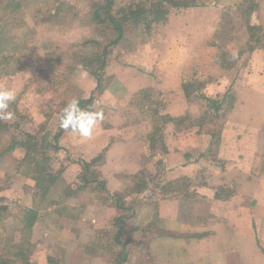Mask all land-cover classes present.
I'll return each instance as SVG.
<instances>
[{
	"label": "rangeland",
	"instance_id": "obj_1",
	"mask_svg": "<svg viewBox=\"0 0 264 264\" xmlns=\"http://www.w3.org/2000/svg\"><path fill=\"white\" fill-rule=\"evenodd\" d=\"M8 1L0 0V17H10L3 10L7 8L4 6ZM24 1L19 10L14 11L17 20H9L5 30L15 36V41L2 44L0 40V50L5 49L0 56V87L15 93V100L8 109L14 113V117L1 120L9 123L10 127L0 129V255L3 254L1 250L12 252L14 243L22 237L27 239L24 249L35 264H117L113 259L117 248L106 234L122 224L125 227L122 240L135 237L134 233L141 235V242L129 246L128 252L133 254L129 262L124 264H152V258L156 264V252L159 244L163 243L165 246H168L166 243L179 245L187 256L180 258L181 264H186L187 258L192 255L184 247L209 237L215 223L222 221L223 215H226L212 201L232 198L238 192L235 188L237 185L228 187L229 190L224 191L228 196L225 195L223 199L214 196L220 186L211 189L208 185L212 176L209 165L215 167L211 161L205 169L184 174L189 179L187 182L179 181L175 169L183 159L181 154L176 152L171 162L159 159V156H163L161 152L154 156L155 160L151 159L145 141L143 145L147 156L143 160H136L141 150L130 143L138 138L141 131L143 134L139 139L146 134V121L149 122L150 118L146 112L149 103L141 100L143 95L130 97V93L145 87L146 78L142 76L158 85V80L162 81L163 77L153 76L151 64L155 61L161 63L162 67L177 52L183 53L185 61L197 67L204 60L200 52H205L202 49L205 43H213L217 48L215 58L218 51L223 50L233 56L236 62L232 68L236 66L243 71L252 70L251 61L246 68L251 56L248 48H245V23L264 27V0H255L259 10L249 15L237 8L242 0H200L204 3L201 7L171 12L166 20L144 28L138 26L126 29L120 42L106 50V56L103 48L114 34L92 19V9L101 0ZM131 1L145 0H115V7L126 6ZM257 49L261 48L254 49L256 54H263L262 50ZM9 51L14 53V58L7 61L4 55ZM105 57L106 67H103L101 58L104 60ZM259 60L263 65L264 57L259 56ZM87 64L88 67H85ZM79 65L88 71L100 69L101 66L104 68L101 93L94 91V77H81ZM142 65L146 71L140 68ZM134 68H137L138 73L133 72ZM207 71L214 77L207 74L197 77L199 84L193 90L203 92L211 82L219 83L220 86L226 82L229 85L227 90L234 94V102L229 100L223 104L222 109L226 108L224 115L235 104L254 108L263 101L259 93L264 86V77H253L247 81L245 86L249 83V95L239 99L236 92L240 91L242 83L240 77H233L235 68L222 77V74L218 75L212 69ZM116 77L128 83L127 87ZM145 89L148 88L141 90ZM151 92L156 107L164 106L163 102L171 99L163 97L156 86ZM143 93L148 94L147 91ZM242 93H246V90ZM221 95L217 92L210 99ZM73 98L79 102H89L82 105V109H103L104 118L93 136L97 133L100 135L95 139L93 136L90 138L94 140L92 147L87 143L90 139H80L70 131H59L60 113ZM189 102L186 106L192 110V114L184 117L182 126L185 128L174 130L184 132L182 142L186 145L185 153L192 155L197 149L193 148L197 141L190 132L198 130L196 125L204 115H207V122L201 129L202 134L196 133L202 140L208 139L206 133L214 130L216 123L221 125L226 119L216 120V112L211 110L209 102L207 107L203 102L198 103L196 98ZM136 125L140 126L139 134V130H133ZM56 132L60 134L58 141L54 140ZM26 134L33 135L38 141L47 135L46 141L50 145L46 149L34 146L29 153L39 162L44 160V156L41 159L39 155H45L43 167L58 176L46 196L36 198L40 217L31 232L21 230L17 219L24 208L33 206V198L38 193L33 179L42 168L36 167L35 163L17 165L20 160H26V150L16 145ZM167 136L170 137V132H167ZM214 152L215 149L212 155ZM205 153L209 155L208 159L213 158L208 151ZM92 155L97 160L91 163L87 179L96 178L100 185L96 182L87 185L79 179L82 172L79 163L90 162ZM157 161L162 164L157 165ZM157 173L159 176L155 177ZM94 174L97 177L93 178ZM116 194H121L118 196H124L129 201L136 196L143 197L141 203L132 206L135 216L126 224L117 219V209L113 205V196ZM154 206L158 219L153 217ZM251 216L256 220L257 212L251 210ZM146 223L150 226L143 228ZM101 230L103 233L99 238L96 233ZM257 232L256 228L257 251L264 255V242ZM237 233L241 235L242 231L238 228ZM255 263L258 261L252 260L251 264Z\"/></svg>",
	"mask_w": 264,
	"mask_h": 264
},
{
	"label": "crops",
	"instance_id": "obj_2",
	"mask_svg": "<svg viewBox=\"0 0 264 264\" xmlns=\"http://www.w3.org/2000/svg\"><path fill=\"white\" fill-rule=\"evenodd\" d=\"M202 49L205 52H200V57H203L204 60L198 63L197 67L186 62L184 54L179 52L176 55L173 53L172 59L162 67L161 63L160 65L154 61L151 64L153 70V73H151L154 77H163L162 81L159 79L157 85L151 79L149 80L148 77L142 76V78H146V83L143 84L145 87H140L138 90L135 89L130 93V97L143 88H148L145 90H153L156 86L163 97H167V99L171 97L168 101L163 102L164 106L159 107L160 112L171 117H186L192 114V110L187 108L190 104V99L196 98L197 102L199 101L198 103L203 102L205 107H207L206 99L211 98L217 92L223 94L229 86L226 82H223L222 86L219 83L211 82L204 88L203 92L193 90V87H198L199 84L197 77H202L205 74L214 77L212 73L207 71L208 69L219 73L218 75L222 74L220 76L222 77L223 74L231 72L235 68L236 74L233 77H240L242 83L240 91L236 92L239 99L249 95V83L245 86L247 81H250L253 77H264V64L262 65L259 60V56L264 57V48L257 49L262 50L263 54H256L255 50L249 53L251 57L247 60L246 68L248 67V62L251 61L253 69L251 68L252 70L250 71L249 69L246 71L240 70L236 66L225 70L217 63L215 64L217 48L213 46V43H205V47ZM144 67L142 65L140 68L146 71L147 69ZM135 71L138 73L137 68H134L133 72L135 73ZM115 79L121 81L124 86L128 84L124 80L119 79V77ZM218 87L219 89H217ZM245 90L246 93H242ZM259 94L263 96V101L259 105L254 106V108L246 107V105L238 107L235 104L234 108L231 109L222 125L217 151L215 154H211L213 156L211 160L204 158L209 139L205 140L203 138L202 140L198 138L197 130L190 132L195 135L197 145H193V148L197 147V149H194L192 155H189V153H185V142H182L184 132L175 131L172 125L165 127L164 141L167 153L158 158L164 162L166 160L170 161L173 159L174 154L179 152L183 159L177 163V168L175 169L178 176L205 169V166H208L209 161H211L215 165V167L209 165L212 176L208 185L211 189L215 186H220L229 190L228 187L236 184V191L239 192L235 195L233 194L234 196L227 200L212 201L226 215H223L222 221L215 223L211 229V232H213L209 237H206V239L202 238L203 240L201 239L202 241L200 240L195 245L184 247L192 255L191 258H187L186 264H251L252 260H257V264H264V255L260 254L261 252L259 253L256 247V238L258 236L254 235V230L257 228V231H259L257 235L261 236L260 239L264 242V121H262L264 120V86ZM113 101L116 102V99L113 98ZM243 103L242 101L241 104ZM146 123L147 133L150 126L148 120ZM133 130H139V134L141 129L139 125H136ZM167 132H170V137H166ZM142 134L141 131L139 136L137 135L138 138L135 136L136 139L130 143L131 146H138V149L141 150V152L138 151L136 160H141L147 156V150L143 145L142 138L139 139ZM99 135L97 133L92 138H98ZM119 140L121 139L119 138ZM93 141L90 139L87 142L88 145L92 147ZM193 155L196 158L193 159ZM94 157L95 155H92L91 159ZM151 159L155 160V157ZM251 210L257 212L256 220H254L255 217L251 216ZM237 227L242 231L241 235L237 233ZM183 238L185 237L183 236ZM166 244L168 246H165L164 243L159 244L158 252H156V264H181L182 259L180 258L187 257L183 254V249L179 248V245ZM177 247L178 249L176 250ZM152 264H155L154 258H152Z\"/></svg>",
	"mask_w": 264,
	"mask_h": 264
},
{
	"label": "trees",
	"instance_id": "obj_3",
	"mask_svg": "<svg viewBox=\"0 0 264 264\" xmlns=\"http://www.w3.org/2000/svg\"><path fill=\"white\" fill-rule=\"evenodd\" d=\"M255 0H242L241 3L237 6L238 9H242V11H246V13L249 15L252 11L259 10V5L254 2ZM24 0H9L4 7H7L3 9L5 12H8L10 14V17H7L5 15V18L0 17V40L2 44H8L11 43L9 41H15V36L12 34L10 35L8 32L5 30L7 29V25L10 23L9 20H17L15 18L14 11L19 10L20 6L24 4ZM115 0H101L95 7L92 9V19L93 21L97 22V24H102L108 30H111L112 33L114 34L112 38L108 39L107 43H105L106 46H104V55L106 56L107 54V49L109 47H113L114 45L118 44L120 40L122 39L125 30L130 28V27H147L151 24L158 23L161 21H164L167 19V17L172 13H177L180 12L181 10H187L190 8H195V7H201L203 6L204 3H202L200 0L197 2V0H155V1H149L145 0L143 2H136V1H131V3H127L126 6H120L118 8L115 7ZM3 7V6H2ZM8 7H11L8 9ZM1 8V7H0ZM57 11L58 9L55 8ZM54 9V12L56 10ZM4 12V13H5ZM53 12V11H52ZM245 32H246V41H245V48H248L249 53H251L255 48H264V27L262 26H252L250 23H245ZM256 32L258 33V36H256ZM258 44V45H256ZM221 46L219 45V48ZM3 50H0V56L3 54ZM224 51V50H223ZM218 51V56L215 58V62L223 69L229 70L232 68V66L235 65V58L233 56L229 55L226 51ZM245 52V51H244ZM4 58L7 59V61L12 60L14 58V53L12 51H9L6 55H4ZM81 58V57H80ZM101 63H103V67H106V57L101 58ZM80 66V65H79ZM90 69L88 71L89 76H92L96 80V85H95V90L98 93L102 92V82L104 78V71L102 69ZM85 67H88V64L85 65ZM8 70V69H7ZM4 71V70H3ZM144 91H147L148 94L143 93ZM152 90H141L137 94L138 95H143V98L141 100L146 101L149 103L146 112L150 116L149 118V131L142 137V141H145L147 150L148 152H151V157L153 158L154 156L157 155V153L161 152V154L165 155L167 153V147L165 145V127L167 125H172L175 129H184L185 126H182V123L184 122L185 118L184 117H171L166 114H162L160 112L159 107H156V104L152 102ZM230 92V93H229ZM151 93V94H150ZM233 92H231L229 89L221 95V97H216L213 99H206L207 102L210 104L211 110H215V118L216 120H224L226 119L227 115L231 111V108L227 109V115H224V110L222 109V106L224 103L230 100V102H234L232 100L233 97ZM140 100V101H141ZM89 103L88 101H80L79 106L82 107V105H85ZM220 113L222 114V117L220 116ZM207 115H204L202 120L198 122L196 125L197 133H201V129L203 128V125L207 122L206 119ZM222 118V119H219ZM225 121V120H224ZM223 121V123H224ZM215 124L214 130L208 131L206 134L208 136V147L207 151L212 154L214 149L215 152L217 151L218 147V142L220 140V135H221V129L222 125ZM9 126V123L7 122H1L0 120V129H6ZM10 127V126H9ZM191 127V126H190ZM60 132H63L64 129L61 127L59 128ZM60 134L56 132L54 135V140L58 141V136ZM47 135L41 140H37L36 137L30 134H26L24 136V139L21 141H18L16 145H18L21 149L26 150L24 157H26V160H20L18 166L21 164L26 163L27 166L30 164L36 165L40 170L38 175H35L34 177V182L36 181V186L38 187V193L35 194L33 198V206L24 208L23 213L21 216L18 217L17 222L19 224L20 229L24 231H29L31 232L33 227L36 224V220L40 217L39 214V209H38V200L36 198H40L46 196L48 191L50 190V187L55 183L57 180L56 174L50 172V170L46 169L43 167V162L46 163V156L45 155H39L44 156V160L42 162H39L38 158L33 157L29 152H32V148L34 146H38L39 148H44L48 147L50 145L47 143ZM144 143V142H143ZM144 143V144H145ZM56 144V143H55ZM54 144V145H55ZM56 149V145H55ZM3 154V153H2ZM150 154V153H149ZM100 158V157H99ZM204 158H209V155L205 154ZM97 160V157L92 159L90 162H80V168L82 170L81 175L79 176V179L82 180L84 183L89 185V183L96 182L97 185H100V181H97L95 179H87V173L90 171V165L93 161ZM161 165L162 162L157 161V165ZM39 165V166H38ZM26 168V167H24ZM28 168V167H27ZM26 168V169H27ZM159 176L157 173L155 175ZM97 177L95 176H92ZM154 178V177H153ZM96 180V181H94ZM179 181L182 182H187L189 180L188 178L184 176H179L178 178ZM155 181V180H153ZM217 190L216 193H214V196H216L218 199H223L224 197L228 196L224 193L226 188H221ZM222 193H224L222 195ZM118 195L121 194H116L114 195V207L117 209V214L118 220H121L126 224L128 221H130L132 218H134V212H133V207L135 203H141L143 197H134L133 199L126 200L124 196L120 197ZM226 195V196H225ZM117 197V199H116ZM215 197V198H216ZM139 198V200H138ZM216 198V199H217ZM163 200V199H162ZM133 206V207H132ZM157 208L154 206L153 210V217L155 216L154 219H158L157 217ZM136 223V222H135ZM135 225V224H134ZM150 226V225H149ZM146 224H144L142 227L147 228L149 227ZM137 227V225H136ZM125 227L121 224L119 225L118 228H115L113 231L108 232L106 234V237L112 240V245H115L117 248L114 257L113 258L115 261H117V264H124L127 261L129 262L130 256L132 254L128 252V248L132 243L134 242H141V235H138L137 233L135 237H131L130 239L127 240H122V234L124 233ZM135 232H137V229H134ZM103 233V230L99 231L96 233L99 235V238H101V235ZM27 245V239L24 240L22 237H20L19 241L14 243L12 252L6 253L7 251L1 250L3 253L0 255V264H35L32 259H30V254H27L25 251V247ZM111 245V246H112ZM114 248V249H115ZM27 249V248H26ZM148 254V250H147ZM51 259V258H50ZM124 259V260H122ZM52 260V259H51ZM127 262V263H128Z\"/></svg>",
	"mask_w": 264,
	"mask_h": 264
},
{
	"label": "clouds",
	"instance_id": "obj_4",
	"mask_svg": "<svg viewBox=\"0 0 264 264\" xmlns=\"http://www.w3.org/2000/svg\"><path fill=\"white\" fill-rule=\"evenodd\" d=\"M80 75L87 78L89 73L80 65ZM15 100L13 90L0 87V120H10L14 117V113L8 111L10 103ZM103 109L91 110L82 109L79 106V100L73 98L60 113V127L66 131H70L73 136L80 139H90L98 129L99 123L103 120Z\"/></svg>",
	"mask_w": 264,
	"mask_h": 264
}]
</instances>
